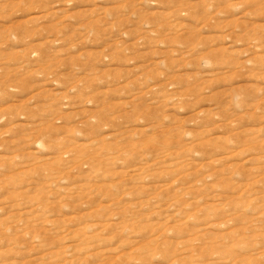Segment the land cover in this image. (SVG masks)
<instances>
[{
	"label": "rangeland",
	"instance_id": "rangeland-1",
	"mask_svg": "<svg viewBox=\"0 0 264 264\" xmlns=\"http://www.w3.org/2000/svg\"><path fill=\"white\" fill-rule=\"evenodd\" d=\"M0 264H264V0H0Z\"/></svg>",
	"mask_w": 264,
	"mask_h": 264
}]
</instances>
